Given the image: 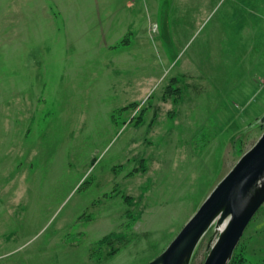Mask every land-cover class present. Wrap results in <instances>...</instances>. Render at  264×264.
Wrapping results in <instances>:
<instances>
[{"label":"rangeland","instance_id":"1","mask_svg":"<svg viewBox=\"0 0 264 264\" xmlns=\"http://www.w3.org/2000/svg\"><path fill=\"white\" fill-rule=\"evenodd\" d=\"M263 114L264 0H0V264H146Z\"/></svg>","mask_w":264,"mask_h":264},{"label":"water","instance_id":"2","mask_svg":"<svg viewBox=\"0 0 264 264\" xmlns=\"http://www.w3.org/2000/svg\"><path fill=\"white\" fill-rule=\"evenodd\" d=\"M256 125H264V114ZM263 203L264 130L165 249L146 264H190L196 247L210 229L209 251L203 264H229L246 226Z\"/></svg>","mask_w":264,"mask_h":264},{"label":"crops","instance_id":"3","mask_svg":"<svg viewBox=\"0 0 264 264\" xmlns=\"http://www.w3.org/2000/svg\"><path fill=\"white\" fill-rule=\"evenodd\" d=\"M244 263H246V262H244Z\"/></svg>","mask_w":264,"mask_h":264}]
</instances>
